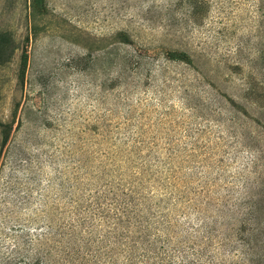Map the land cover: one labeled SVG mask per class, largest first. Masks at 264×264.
<instances>
[{
    "label": "rangeland",
    "instance_id": "obj_1",
    "mask_svg": "<svg viewBox=\"0 0 264 264\" xmlns=\"http://www.w3.org/2000/svg\"><path fill=\"white\" fill-rule=\"evenodd\" d=\"M206 1L0 0V264H48V225L96 264H264V10Z\"/></svg>",
    "mask_w": 264,
    "mask_h": 264
},
{
    "label": "trees",
    "instance_id": "obj_2",
    "mask_svg": "<svg viewBox=\"0 0 264 264\" xmlns=\"http://www.w3.org/2000/svg\"><path fill=\"white\" fill-rule=\"evenodd\" d=\"M252 3V4H251ZM248 4L251 6L253 5L254 8L257 10L263 11L264 10V0H249ZM185 6L186 8V14L185 19L180 18L182 22H192L193 24H198L197 22L201 18L203 14V10L207 6L206 0H175V2H169L166 3L165 6L162 8V10L166 11V15L168 17H171L174 22H179L178 17L175 14L177 6ZM137 8V12L139 11V18L143 20V17L146 15V13L152 12L156 7L153 6V2L149 5H143V6H133ZM143 7V8H142ZM151 11V12H150ZM175 14V15H174ZM185 55L189 56L187 59L189 60L188 64L192 63L193 57L195 54L185 52ZM77 227L74 225L70 226V230L68 228V232L63 231V228H53L52 226L48 225V264H89L90 262H93L96 264L95 257L97 253L93 252L89 248L92 247V243L88 237L85 240L84 250L86 252H79V246L82 247V243L80 242V236L76 232ZM89 236V235H88ZM65 239H68V241H65ZM79 241V244L76 245V243ZM99 243V242H98ZM54 250V255L51 254V251ZM201 253H196L195 251L193 253H190V256H182L180 258V261L177 264H216V259L212 256L208 259L201 260L200 255ZM77 258H76V257ZM195 256L196 258L189 257ZM79 260H76L78 259ZM251 258H248L249 261Z\"/></svg>",
    "mask_w": 264,
    "mask_h": 264
}]
</instances>
